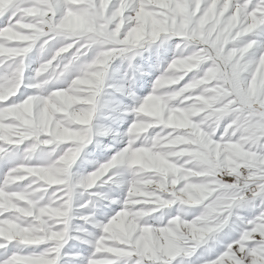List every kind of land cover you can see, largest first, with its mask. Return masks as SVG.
Returning a JSON list of instances; mask_svg holds the SVG:
<instances>
[{
    "label": "clouds",
    "instance_id": "obj_1",
    "mask_svg": "<svg viewBox=\"0 0 264 264\" xmlns=\"http://www.w3.org/2000/svg\"><path fill=\"white\" fill-rule=\"evenodd\" d=\"M109 3L110 0H100L97 6L88 0L81 4L75 8L77 15L66 21L67 31L59 36L58 43L75 40L87 49L73 64L82 79L75 82L71 95L63 98L70 104L71 115L57 118L48 139L40 140L37 135L31 149L15 157L37 165L26 171L43 188L38 193L25 188L29 194L20 200L0 198V211L9 213L8 221L0 222V241H4L0 248L12 244L16 253H22L27 250L25 246L35 245L34 250L47 254V264H77L84 245L102 251L107 245L119 248L125 243L154 244L160 233L153 237L141 226L162 221L165 213L161 210L174 200L180 201L178 211L182 215H193L197 211L195 204L210 200L218 191L217 183L201 186L214 173L213 181L217 177L219 181L234 177L235 184L243 185L232 203L224 207L232 217L227 233L239 235L235 250L238 264H264V248L250 247L253 233L244 230L245 218L253 213L255 201L264 194V184L254 187L257 180L264 181V157L257 163L253 151L259 142L256 132L248 127H225L221 139L236 138V143L218 153L212 138L233 114L194 123L202 104L174 106L178 96L170 94L168 86L184 71L183 63H175V71L166 73L167 79L157 80L155 95L140 103L138 78L149 76L153 68L158 70L160 59L167 55L172 43L170 37L162 39V33L171 25L164 16L134 15L132 5H126L124 0L109 12ZM256 22L264 23V14ZM195 45L196 41L186 40L176 45L174 52L183 54ZM153 57L155 64L151 63ZM240 67L242 72H248L251 63L244 60ZM257 71L264 75V68ZM36 79L42 92L50 85L66 83L44 66L36 70ZM73 97H82L83 102L70 103ZM129 117L134 122L125 129ZM122 143L127 146L122 157V176L127 180L109 183L104 180L108 166L95 157ZM169 159L175 163H166ZM89 166L95 171H88ZM127 182L136 186L134 192L130 190L134 204L143 207L122 217L107 235H99L93 230L98 227L97 207L121 195ZM181 182L183 187L177 192L176 185ZM212 203L223 202L217 198ZM154 212L160 214L152 215ZM201 215L207 216V209ZM212 219L227 222L228 217L221 213ZM258 231L262 233L260 243H264V225ZM183 238L196 236L185 231ZM7 264L30 262L13 254Z\"/></svg>",
    "mask_w": 264,
    "mask_h": 264
},
{
    "label": "snow or ice",
    "instance_id": "obj_2",
    "mask_svg": "<svg viewBox=\"0 0 264 264\" xmlns=\"http://www.w3.org/2000/svg\"><path fill=\"white\" fill-rule=\"evenodd\" d=\"M87 2L0 0L5 5L0 7V97H3L0 99V198H26L29 193L24 191L25 188L35 193L42 191V183H34L37 178L26 171L37 165L15 157L30 150L37 135L40 140L48 139L57 118L71 115L70 104L63 102V98L70 96L75 82L82 79L74 71L73 64L87 49L75 40L58 43V39L67 31L65 24L68 18L77 15L75 8ZM92 2L97 6L100 4V0ZM124 2L132 5L134 15L164 16L171 25L162 33V39L171 38L169 51L159 61L158 74L151 80L150 91L144 96L138 95L139 102L143 103L146 97L155 95L153 88L157 80L167 79L166 73L175 71V63H183L184 71L168 86L169 93L178 96L174 106L202 104L194 123H199L202 118L214 120L225 113H232L212 138L217 152L224 153L236 143V138L231 141L221 139L225 127H248L256 132L259 141L253 149L259 163V158L264 157V148L260 147L264 145V75L257 70L264 68V23L256 21L264 14V0ZM114 7H119V0H110L108 11H114ZM124 15L127 17L128 11ZM186 40L196 41L195 47L183 54L174 52L176 45H183ZM34 50L37 52L35 61L30 56ZM244 60L251 63L248 72L241 71L240 65ZM41 66L66 83L50 85L47 91L42 92L36 79V70ZM81 102L82 97H73L70 103ZM133 122L132 118L128 119L127 127ZM126 147L122 143L109 149L111 155L100 161V164L108 166L104 180L109 183L127 180L122 176L125 163L122 157ZM127 163L131 166L130 161ZM166 163L174 164L175 161L169 159ZM213 175L210 173L201 186L206 188L209 183H217L218 191L210 200L195 204L197 211L193 215H182L178 211L180 201L174 200L168 208L161 210L165 213L162 221L141 226L153 237L156 232L160 233L154 244L141 246L137 243L133 246L125 243L119 248L107 245L102 251L84 245L77 264H238L235 250L239 247V235L227 233L232 217L224 207L232 203V198L243 185L235 184L234 177H226L225 181H219L217 177L213 181ZM183 183L176 185L177 192ZM260 184L264 181L257 180L254 187ZM135 187L134 183H125L121 195L97 207L95 221L98 227L93 228L94 231L107 235L122 217L126 218L134 209L143 207L134 204L130 196V190L134 192ZM217 198L223 203H212ZM261 199H264V194L257 198L253 213L244 220V230L253 233L252 248H264V243H260L262 233L258 231L259 226L264 225ZM204 209H207V216L201 215ZM221 213L228 217L227 222L212 219ZM151 214L159 215L160 212ZM8 219L9 213L0 211V222ZM185 231L195 235L196 239H184ZM25 248L27 250L22 253H16L12 244L0 248V264H7L13 254L21 255L30 264H47V254L34 250L37 246L27 245Z\"/></svg>",
    "mask_w": 264,
    "mask_h": 264
},
{
    "label": "rangeland",
    "instance_id": "obj_3",
    "mask_svg": "<svg viewBox=\"0 0 264 264\" xmlns=\"http://www.w3.org/2000/svg\"><path fill=\"white\" fill-rule=\"evenodd\" d=\"M30 56H31V59L33 60V61H35L36 59H37V52L34 50L31 54H30ZM155 57H153V59H152V61H151V63L152 64H155ZM33 67H35L36 65H35V63H33V65H32ZM122 71V70H121ZM28 73H26V75H27ZM158 73H157V71H156V69L155 68H153L152 70H151V75H149V76H147V77H144L143 79H142V81H141V83L140 82H137V85H136V92H137V95H139V96H144V95H146L147 93H148V91H150V87H151V80L154 78V76L155 75H157ZM121 75H123L122 74V72H121ZM144 83V84H143ZM139 88V89H138ZM142 91H141V90ZM29 92L31 91V90H28ZM126 103H129V104H131V101H126ZM128 119H131V117H129ZM127 127V124H124V126H123V128H126ZM123 130V129H122ZM106 156L107 155H105V152L103 153V154H100V153H98L97 154V156L95 157L96 159H98L99 161H103L105 158H106ZM88 171H91L92 170V167H88V169H87ZM115 207V206H114ZM225 243H227V241L225 242ZM219 250V249H218Z\"/></svg>",
    "mask_w": 264,
    "mask_h": 264
},
{
    "label": "bare ground",
    "instance_id": "obj_4",
    "mask_svg": "<svg viewBox=\"0 0 264 264\" xmlns=\"http://www.w3.org/2000/svg\"><path fill=\"white\" fill-rule=\"evenodd\" d=\"M121 72H122V74H123V69H122V71H121ZM141 81H142V79H139V78H138V82H140V83H141ZM143 84H144V83H143ZM138 89H139V88H138ZM140 90H141V89H140ZM141 91H142V90H141ZM127 102H128V101H127ZM117 147H118V146H117ZM105 155H107L106 157H108V156H110V155H111V152H110V151H106V152H105Z\"/></svg>",
    "mask_w": 264,
    "mask_h": 264
}]
</instances>
